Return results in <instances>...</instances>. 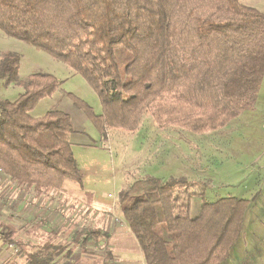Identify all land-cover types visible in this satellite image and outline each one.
Instances as JSON below:
<instances>
[{
    "label": "trees",
    "instance_id": "1",
    "mask_svg": "<svg viewBox=\"0 0 264 264\" xmlns=\"http://www.w3.org/2000/svg\"><path fill=\"white\" fill-rule=\"evenodd\" d=\"M0 30L85 79L101 111L68 97L105 137L109 129L135 131L145 114L159 127L218 130L254 108L264 77V13L239 0H0ZM19 64L17 52H0V81L23 88L13 100L0 98V171L38 195L68 180L81 185L70 114H30L60 81L45 71L19 80ZM206 182L147 175L118 191L117 208L144 264L228 258L248 201H203L191 217L190 198L203 197ZM0 228L6 243L26 249L24 264H54L47 249L28 251L10 225ZM68 234L83 247L102 232L72 227Z\"/></svg>",
    "mask_w": 264,
    "mask_h": 264
},
{
    "label": "rangeland",
    "instance_id": "2",
    "mask_svg": "<svg viewBox=\"0 0 264 264\" xmlns=\"http://www.w3.org/2000/svg\"><path fill=\"white\" fill-rule=\"evenodd\" d=\"M239 1L264 13V0ZM3 50L20 55L19 80L32 72L45 71L60 81L56 92L41 99L30 114L38 117L56 109L71 116L74 132L70 135V142L82 182L80 185L68 180L61 189L70 201L66 215L68 226H75L78 228L76 231L99 228L111 234L110 228L113 227L116 236L113 240L118 239L119 243L112 244L126 250L127 262L139 264L138 245L117 208L118 191L147 175L162 179L183 176L194 181H207L203 197L194 195L190 198L191 217L199 213L203 201L224 196L248 201L242 231L224 261L230 264H264V130H246L243 125L246 114L237 116L218 130L203 133L180 127H159L151 116L145 114L135 131L109 129L105 137L68 97V93H72L86 101L96 113L101 111L97 94L82 76L50 54L0 30V52ZM22 91L21 85L4 86L0 81V98L13 100ZM38 217H52L56 224L62 219L59 212L50 213L44 209L42 213L38 212ZM103 220L111 227L103 226ZM77 248H74L70 261L74 260V255L80 254L81 259L84 257L81 260L83 264H90L92 259L101 262L92 241L83 251ZM11 251L6 253L4 264L14 263ZM115 254L112 253L113 258H116ZM23 263L25 259L20 262Z\"/></svg>",
    "mask_w": 264,
    "mask_h": 264
},
{
    "label": "crops",
    "instance_id": "3",
    "mask_svg": "<svg viewBox=\"0 0 264 264\" xmlns=\"http://www.w3.org/2000/svg\"><path fill=\"white\" fill-rule=\"evenodd\" d=\"M243 114H246L244 115L246 122L243 124L246 130H253L255 132L264 130V77L254 108L244 111L240 115ZM64 184L58 189H52L47 193L38 195L33 187L19 185L11 181L7 175L0 171V227L2 225H10L13 228L14 239L27 243L26 248L28 251L32 252L40 249H47L49 254L53 257L54 264H83L81 260H84V257L81 259L82 256L80 254L74 255L76 257L74 260L70 261L76 246L78 247L77 250L81 251H83L86 246H79L76 244L74 236L68 234L73 226H68L66 224V215L70 207V201L68 202L67 197H65L61 191ZM86 193L91 194L90 192ZM38 205H40V207H38ZM43 209L50 213L59 212L62 218L60 223L56 224L55 221L52 220V217L47 219L45 217H38V212L40 211V213H42ZM102 224L103 226L107 227L108 225V227H111L110 223L104 222V220ZM73 228L78 230L75 226ZM110 229H112V234L111 232L104 233L102 232L103 230L101 231V229H99L103 233L101 234L103 235L102 238L101 235H99L94 241L91 240L93 245L98 249L94 252L98 253V256L102 260L101 262H94L92 259L90 264H130L125 260L127 254L126 250H123L124 248L120 245L112 244L119 242L118 239L115 241L113 240L116 238L113 234L114 228L112 227ZM0 232L2 233L0 240V264H4L6 253H9L11 250L15 259L13 264H20L21 261L23 262V254L24 251L26 252V249L20 250L18 246H14L12 243V248L6 246L1 228ZM52 239L56 241L51 242ZM69 250H71V254L66 257ZM113 252L117 253L115 254L116 258L112 257ZM226 262L227 261H222L220 264H230ZM138 263L144 264L140 249L138 253Z\"/></svg>",
    "mask_w": 264,
    "mask_h": 264
},
{
    "label": "built area",
    "instance_id": "4",
    "mask_svg": "<svg viewBox=\"0 0 264 264\" xmlns=\"http://www.w3.org/2000/svg\"><path fill=\"white\" fill-rule=\"evenodd\" d=\"M1 236H2V233L0 232V240H1ZM8 247L12 248L13 245L10 243V244H8Z\"/></svg>",
    "mask_w": 264,
    "mask_h": 264
}]
</instances>
